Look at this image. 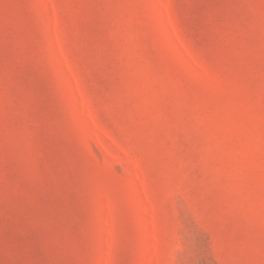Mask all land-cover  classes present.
I'll list each match as a JSON object with an SVG mask.
<instances>
[{
	"label": "rangeland",
	"instance_id": "374dc122",
	"mask_svg": "<svg viewBox=\"0 0 264 264\" xmlns=\"http://www.w3.org/2000/svg\"><path fill=\"white\" fill-rule=\"evenodd\" d=\"M0 264H264V0H0Z\"/></svg>",
	"mask_w": 264,
	"mask_h": 264
}]
</instances>
